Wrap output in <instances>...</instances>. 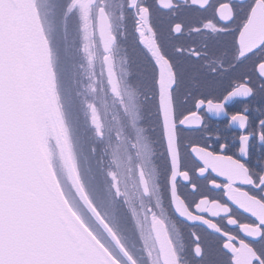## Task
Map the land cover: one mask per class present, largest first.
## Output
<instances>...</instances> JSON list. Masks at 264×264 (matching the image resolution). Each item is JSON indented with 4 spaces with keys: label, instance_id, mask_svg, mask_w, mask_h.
I'll return each instance as SVG.
<instances>
[{
    "label": "flooded vegetation",
    "instance_id": "obj_1",
    "mask_svg": "<svg viewBox=\"0 0 264 264\" xmlns=\"http://www.w3.org/2000/svg\"><path fill=\"white\" fill-rule=\"evenodd\" d=\"M70 1L65 0L62 7L57 9L59 14L64 12ZM228 4H231V9ZM250 4L251 0H134L133 5L129 0H94L90 7L97 85L89 100L98 113L95 117V123L98 118L97 128L89 125L88 112L86 114L84 110L80 111L83 101L77 87L75 93L79 109L75 114L86 125L89 150L106 159L105 175L109 194L125 204L133 220L136 211L141 214L135 218L136 225L137 220L144 222L156 264L162 263L151 233V219L158 218L162 222L177 264H248L250 250L244 240L264 251V237L260 240L249 239L243 235L246 229L231 227L226 223L227 216L222 212L225 205H228L225 196L235 195V191L210 187V180L223 183L221 178L211 172L197 178L195 168L198 165L185 147L186 144L193 143L218 147L215 136L219 134L220 142L226 140L230 151H236L239 130L236 126H230L224 116L216 117L205 108L200 113L203 117L201 128L178 130L181 167L188 168L197 187L195 192H190L186 185L176 182L180 196L187 201V206L174 191L170 195L168 155L157 108L155 69L139 44L135 31L136 14L139 8L147 11L155 40L170 57L176 69V88L172 95L177 104V114L193 108L200 97L205 100H220L225 93L248 77L255 95L248 100L237 99L230 103L227 112L233 114L247 108L251 131L252 123L259 115L264 114V88L260 87L254 68L256 61L264 57V50L244 59H241V53L248 50L258 39L264 38V12L257 11L249 17V23L244 24L242 29L241 24L248 15ZM99 10L106 14L112 36L109 55L116 76L115 93L108 87L104 73V53L97 30ZM72 11H77V8ZM233 11L234 17L231 15ZM59 25L61 27L60 23ZM75 27L76 17L71 12L63 25L64 37L72 35L75 39ZM177 31L179 35L175 34ZM177 48L183 49V52L178 54ZM66 100L68 104L74 101L70 95H67ZM250 143L253 145L250 149V166L259 170L260 164L256 161H264V147L260 148L255 138ZM172 197L176 199L180 209L176 210ZM200 197L208 199L199 201ZM194 204L195 215L189 211ZM230 207L231 216L241 222H251L250 217L235 204ZM111 209L109 215L118 219V207L115 209L113 206ZM77 211L81 216L87 217L86 211L80 206ZM213 213H216L215 223L219 227L210 230ZM100 214L106 221V212L102 209ZM186 214L192 216L194 220L191 221L194 222L181 216ZM205 217L208 219L205 220ZM107 224L129 257L110 236L98 228L99 237L105 245L106 240L110 242V252L122 264L151 263L144 243L142 246H131L126 236L125 241L120 237L118 229L112 227L108 221ZM220 229L233 233L240 240L233 242V237L225 240L224 236L218 234Z\"/></svg>",
    "mask_w": 264,
    "mask_h": 264
},
{
    "label": "water",
    "instance_id": "obj_2",
    "mask_svg": "<svg viewBox=\"0 0 264 264\" xmlns=\"http://www.w3.org/2000/svg\"><path fill=\"white\" fill-rule=\"evenodd\" d=\"M93 1L71 0L62 15L58 14L56 23L59 31L61 30L63 50H70L68 60L65 55L63 57V70L71 72V85L77 87L82 94L80 111L84 110L86 114L88 112L89 125L97 128L98 118L95 123V117L98 113L89 100L97 85L96 52L90 17ZM129 3L133 5L134 0H129ZM42 4L41 0H0V135L6 111L11 150L10 191L18 199L19 219L25 233L44 232L58 226L76 241L73 252L75 264H122L108 248L102 247L87 235L79 220L71 214L69 201L65 202L66 195L56 175L57 172L60 173L65 185V179L70 182L91 217L129 257L108 224L96 209L93 211V205L86 196L73 165V149L57 89L59 84L52 42L45 27V10ZM75 8L77 11H72ZM71 12L76 17V35L74 41H67L63 25ZM97 30L104 53L102 62L105 77L111 92L115 93L116 76L109 55L112 36L103 10L98 11ZM135 31L140 46L145 50L140 41L143 36L152 37L153 32L144 8H139L136 14ZM168 79L166 76V83ZM27 83L33 90L43 118L42 124L36 118L42 135H38L34 123L32 104L26 91ZM45 134L48 140L44 145L42 139ZM172 198L176 210L180 209L176 199ZM181 216L189 221L194 220L188 214ZM150 228L161 263L177 264L162 222L158 218L151 219ZM0 264L3 262L0 261Z\"/></svg>",
    "mask_w": 264,
    "mask_h": 264
},
{
    "label": "snow or ice",
    "instance_id": "obj_3",
    "mask_svg": "<svg viewBox=\"0 0 264 264\" xmlns=\"http://www.w3.org/2000/svg\"><path fill=\"white\" fill-rule=\"evenodd\" d=\"M228 8L231 9V4H228ZM257 11L264 12V0H251L248 15L245 17L244 23L241 24L242 29L244 24L249 23V17ZM231 15L234 17V11ZM175 34L179 35V32L177 31ZM140 42L155 69L157 108L168 155L170 195L174 191L180 201L187 206V201L180 196L176 182L180 181L186 185L190 192H195L197 187L193 182L192 173L187 167H181L178 130L201 128L203 117L200 113L205 108L208 113L214 114L216 117L224 116L230 126H236L239 130L236 151H230V145L226 140L220 142L219 134L215 136L218 147L200 143L186 144L185 147L198 165L195 168L197 178H202L211 172L214 176L221 178L223 183L215 179L210 180V187L235 191V195L225 196L228 205H225L222 212L227 216L226 223L231 227L246 229L243 235L249 239L260 240L264 237V161H256L260 164L259 170L250 166V149L253 147L250 142L255 138L258 140L260 148L264 147V114L259 115L251 125L252 130L249 131L250 118L247 108L233 114L227 112L230 103L237 99L248 100L255 95L249 82L250 78L245 77L243 82L225 93L220 100L198 98L193 108L182 111L178 115L177 104L172 95L176 88V69L172 60L165 54L159 42L155 40L154 34L152 37L143 36ZM262 50H264V38L258 39L248 50L242 52L241 59L254 56ZM176 52L179 54L183 52V49L177 48ZM193 54L198 55L197 53ZM254 68L259 77L260 87L264 88V57L256 61ZM166 76L169 77L167 83L165 82ZM10 160L11 150L5 111L2 135H0V261L3 264H75L73 252L76 241L72 235L65 233L58 226L44 232H24L19 219L18 199L9 187ZM206 199L208 198L200 197L199 201ZM65 202L68 203L67 197H65ZM232 204L249 216L251 222H241L231 216L230 205ZM68 208L71 214L79 220L86 234L95 239L102 247L107 248L71 203H68ZM93 211H95L94 207ZM189 211L195 215L196 205L194 204ZM215 217L216 213H213L210 230L219 227L215 223ZM207 219L205 217V220ZM218 234L224 236L225 240L228 237H233V242L240 240V237L224 232L223 229H220ZM244 243L250 250L248 264H264V251L248 244L247 240H244ZM197 251H199V247H197Z\"/></svg>",
    "mask_w": 264,
    "mask_h": 264
},
{
    "label": "bare ground",
    "instance_id": "obj_4",
    "mask_svg": "<svg viewBox=\"0 0 264 264\" xmlns=\"http://www.w3.org/2000/svg\"><path fill=\"white\" fill-rule=\"evenodd\" d=\"M49 1L56 3L55 4V9H56L55 14L56 15L59 14L60 11L57 9H60V7H62L61 5H63L65 0H49ZM55 18H56L55 22H57V17L55 16ZM71 36H69V35L66 36L65 37L66 40L74 41V36H72V37ZM26 91H27V87H26ZM69 94L71 96V99L74 100L73 105H74L75 110L77 111V109H79V104H78L77 96L75 93V87H69ZM27 96H28V98H30L29 97V91H27ZM32 116L34 118V123L36 125L38 135L39 134L42 135L41 134V128H39L37 125L36 116H35V112H34L33 108H32ZM77 119L79 121L78 124L80 126L79 127V129H80L79 130V137L76 136L75 129L70 125V122H68L71 145L73 148L72 162H73V165H75L77 176L80 179V182L84 188L86 196L88 197L90 203L93 205V207L96 209V211L100 214L102 209L104 211L105 206H104V203L101 205L98 204L97 197L100 194L102 195L105 192V190L108 193L107 190H109V184L107 182L106 175H105V169L107 167L106 159L104 160V156L101 157L102 156L101 154L97 156L96 152L93 153L89 150L90 143H89V140L87 138L86 127L83 123L82 118H80L79 115H77ZM53 165L57 166L55 163H53ZM56 175H57L59 181L62 182L61 177H60V173L57 172ZM64 181L66 183V186L64 185L65 186V190H64L65 195H66L67 199L70 201V203L72 205H75L76 207L80 206V208H82L84 211H86L87 218L95 225L96 229L99 228L101 230V232H103L105 234L106 232L102 229V227L99 225V223L91 217L89 210L85 207L82 200L77 195L75 189L71 186L70 182H67L66 179ZM108 197H110L109 202L111 201L110 203L115 207V209H116V207H118L117 216L120 218V221L123 222V224H124V231H126V234H127V238H126L127 242L131 246H133V245L142 246L143 242L139 236V232L137 230V225H136V221H135V218L137 219V216H140L141 214L136 211V213L134 214L135 218L133 220V218H132L133 216L129 215L130 213L127 211V207H125V204L122 201H120L118 199L115 200L114 196H112L111 193L109 194ZM127 205L129 206V204H127ZM106 207H107V209H109V207L107 205H106ZM135 209H137L136 205H135ZM88 213H89V216H88ZM100 216L102 217L101 214H100ZM106 235L108 236L107 233H106ZM107 245L110 247L111 244L109 241H107ZM145 252H146V250H145Z\"/></svg>",
    "mask_w": 264,
    "mask_h": 264
},
{
    "label": "rangeland",
    "instance_id": "obj_5",
    "mask_svg": "<svg viewBox=\"0 0 264 264\" xmlns=\"http://www.w3.org/2000/svg\"><path fill=\"white\" fill-rule=\"evenodd\" d=\"M56 4V3H55ZM55 4L54 2H50L49 0H43V4H42V8L46 11L45 12V27L47 28V34L50 36V40H51V44H52V53H53V60H54V67H55V71L59 74L58 75V79H57V83L59 84V90H60V98L62 100V103L65 105H67L68 107V112H69V116H68V121L70 122V125L75 129L76 131V136L79 137V124H78V119H77V115L74 113L76 112L73 102L70 101V103L68 104V100H66L67 95L69 94V87H73L71 85V72H67L68 70H66V72L63 70V57L64 55L66 56V59L68 60L69 57V53L70 50L69 48H66L65 51L62 48V44H61V33L59 31V26L58 24L55 22L56 17H58V14H55ZM57 78V77H56ZM73 80V78H72ZM28 87H27V91H29V99L30 102L32 104V108L35 112V116L38 119L39 123H44L43 122V118L40 114V110L38 107V104L36 102V98L34 96L33 90L30 87V84L27 83ZM74 90V89H73ZM67 101V102H66ZM85 125V124H84ZM86 126V125H85ZM40 128V127H39ZM74 134V135H75ZM43 142L45 145V142L48 140L46 139V134L43 136ZM79 140V139H78ZM48 147H49V142H48ZM50 150V149H49ZM108 193L105 192L101 195H98L97 197V202L98 204H103L104 203V212H106V220L109 222V224L114 227L115 229H118L117 231H119V235L120 237L122 236V238L124 239V236H126L127 238V234L126 231H124V224L123 222L120 221V218H114L113 216L109 215L112 212L111 206L112 204L109 202V190H107ZM106 205L109 207V209H107ZM87 221V220H86ZM91 227H93V224L91 223L90 220L87 221ZM139 222L141 225H139ZM138 222L137 220V226L139 227L138 232H139V236L141 237V239L143 240V243L145 245V250L147 252V257L150 258L151 263L150 264H156L155 260H154V256H153V251L151 250V244L150 241H148L147 238V231L145 230V224L144 222H142V220L140 219ZM94 228V227H93ZM95 229V228H94ZM123 229V232H122ZM96 230V229H95ZM125 240V239H124ZM126 241V240H125ZM107 243V241H105Z\"/></svg>",
    "mask_w": 264,
    "mask_h": 264
}]
</instances>
